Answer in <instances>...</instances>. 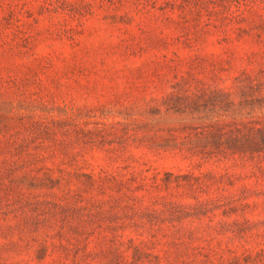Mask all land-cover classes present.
Listing matches in <instances>:
<instances>
[{"label": "rangeland", "instance_id": "rangeland-1", "mask_svg": "<svg viewBox=\"0 0 264 264\" xmlns=\"http://www.w3.org/2000/svg\"><path fill=\"white\" fill-rule=\"evenodd\" d=\"M249 122L264 0H0V264H264Z\"/></svg>", "mask_w": 264, "mask_h": 264}, {"label": "trees", "instance_id": "trees-1", "mask_svg": "<svg viewBox=\"0 0 264 264\" xmlns=\"http://www.w3.org/2000/svg\"><path fill=\"white\" fill-rule=\"evenodd\" d=\"M186 138L197 139V146L190 148V151L204 159L254 158L264 155V125L259 123L222 124L214 129L194 130ZM120 260L116 264H122ZM138 260L135 259L133 264Z\"/></svg>", "mask_w": 264, "mask_h": 264}]
</instances>
